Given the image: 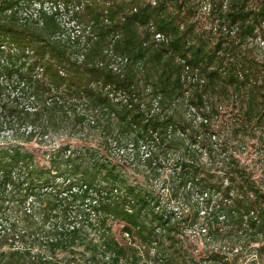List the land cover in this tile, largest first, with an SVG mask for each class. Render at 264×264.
<instances>
[{
  "label": "trees",
  "instance_id": "1",
  "mask_svg": "<svg viewBox=\"0 0 264 264\" xmlns=\"http://www.w3.org/2000/svg\"><path fill=\"white\" fill-rule=\"evenodd\" d=\"M23 1L0 0V108L23 97L16 118L42 121H27L29 135L64 126L84 141L55 147L47 169L0 142V249L10 245L0 264H242L244 245L264 240V189L235 154L219 163L220 135L227 115L235 137L264 129V60L248 49L264 45V0L104 1L128 9L117 21L97 0H48L35 17L19 16ZM203 4L214 38L193 20ZM83 8L85 40L60 20ZM151 22L167 36L160 45L138 31ZM117 52L128 57L121 71ZM168 150L166 193L132 183L141 166L158 162V175ZM35 219L41 239L24 223ZM197 227L221 249L196 253Z\"/></svg>",
  "mask_w": 264,
  "mask_h": 264
},
{
  "label": "rangeland",
  "instance_id": "2",
  "mask_svg": "<svg viewBox=\"0 0 264 264\" xmlns=\"http://www.w3.org/2000/svg\"><path fill=\"white\" fill-rule=\"evenodd\" d=\"M104 1L106 2L107 0H97V3L104 5L105 7H109L110 5L111 7L113 6L112 4L114 2L112 3V1H109L110 3H105ZM122 1L123 0H117L118 3H121ZM50 4L51 3L48 0H25V2H22L21 7L19 8V16L24 17L31 14L33 15V17H35V14L37 10L40 9V7L48 8ZM113 7L114 8L112 9V15L113 19L116 21L119 20L120 17L123 18V15H125L124 13L128 11V9L124 10L123 8H121L119 4L114 5ZM90 17L91 14L84 8L81 9L76 15H71V12H62L60 14V20L65 25L67 31L71 33L75 32L76 34L78 33L79 35H81V38L83 40H85L84 37H87L89 35L88 32L90 31V29L87 23L90 21ZM106 18L109 19V21L105 19V23H110V16L107 15ZM193 18V20L198 23L199 31L205 32L207 36H211L212 38H214L215 35L218 36L212 26L214 25L213 23L215 21H212L213 17L208 15L207 8L204 6V4L197 11V13H195ZM82 23H84V25ZM85 24L89 29L88 31L84 30ZM89 25H92V22H90ZM76 29L80 30V32H76ZM149 30V25H143L138 29L141 38H144V45H146L147 41L149 43L154 42L151 37V30ZM111 36L112 43H114L113 41L117 39L118 36L121 37L122 33L120 30H118ZM259 41V38L249 40L248 49L252 55L264 60V45ZM110 48L112 49V47ZM117 53L119 55H122L123 52ZM11 93L12 97L14 95V92ZM6 97L8 96L6 95ZM6 100L3 101L5 102ZM17 100L18 102L14 100L12 104L10 102V104L7 105V109L0 108V126L2 129V131L0 132V142L3 144L7 143V145L9 146H11L12 144H19V146L25 147L28 152L32 154L34 161L33 164L39 166L40 169H47L49 167V153L51 151L53 152V150L57 151L58 148L54 149L55 147H70L72 145L71 148H73V146L75 147L76 144L79 145L84 141V139H82L80 135H77L76 131H66V127L64 126H61L58 130L50 132V134L46 135L44 138H42L41 128H37V130H35L32 135H29L26 131H28L31 126L27 121H30L32 118H34L38 126L41 125L42 121L39 117H33L32 115L28 116L26 113H23L26 117L25 120L17 119V110L19 109L18 111L21 112L23 109H26V107L29 106V104H25V98L20 97ZM230 107L231 106H228L227 109H229ZM227 116L225 117V119H227L226 128L222 130L220 135V141H222V150L220 152H222V154H220L219 163L222 162L223 165V160L226 157V153L235 154L240 159L241 163L247 167L248 171L253 174L259 185L264 189V129L258 127L256 132L253 131L251 133H240L238 134V137H235L232 134V120L228 119ZM18 134L20 135L19 137L17 136ZM90 137L91 139H94L95 136L91 135ZM166 156L170 157V160L161 162V166L158 167V175L153 177V174H151V172L155 170L158 164V162H154L152 167L151 165H148L147 167L141 166V172H130V174L128 175L132 183H139L138 181H140L144 184H147L149 182V185L153 184L155 186L156 191H164L166 193L168 189L165 188L166 190H164V188L162 187L163 179L170 178V175L172 173L170 163L173 162L176 154L174 151L168 150L166 152ZM207 157L208 156L206 154L203 155L204 160H207ZM165 201H169L168 203L171 207L176 204L174 199H165ZM12 203L13 202H10V205ZM24 223L30 224L33 230L36 229L35 234L41 239L42 235H44L43 229L45 230V228L41 229L42 226L40 225V219H35L34 221L26 220L24 221ZM48 224H46V226ZM198 228L200 227H197L196 229L197 234L199 233ZM187 232L189 234L192 233V231L190 230H188ZM116 233L119 237H121V235H124L125 237L127 236L125 233L121 232V226L119 224L116 225ZM198 236L199 237L191 236V238L195 240L193 241V244L196 248V253L199 254L200 252H202L203 255L207 256L211 252V249H214L216 251L221 249L220 247L223 243L222 241L216 243V240L207 241L204 235L198 234ZM261 237L262 234L260 233L259 238ZM29 240L35 243L36 246H40L39 242L34 240L33 235L29 238ZM244 247L245 251H243L244 255L241 258L240 263L251 264L252 261H255L257 262L256 264H264V240L261 239V241H253L250 244L244 245ZM9 248L10 245L3 243V246L0 250H8Z\"/></svg>",
  "mask_w": 264,
  "mask_h": 264
},
{
  "label": "built area",
  "instance_id": "3",
  "mask_svg": "<svg viewBox=\"0 0 264 264\" xmlns=\"http://www.w3.org/2000/svg\"><path fill=\"white\" fill-rule=\"evenodd\" d=\"M150 1L152 4H156L157 3V0H148ZM149 28L152 32V39H153V43H155L156 45H160L162 44L163 42H165L167 40V36L165 33L161 32V31H158L155 27V25L153 24V22H151L149 24ZM116 37V36H115ZM149 44V42L147 41L146 42V45ZM115 63L113 64L114 66V69L117 70V71H121L122 68H121V65L124 64L125 62H127L128 60V57L125 56V55H115ZM197 79V74H195V77H194V80Z\"/></svg>",
  "mask_w": 264,
  "mask_h": 264
}]
</instances>
